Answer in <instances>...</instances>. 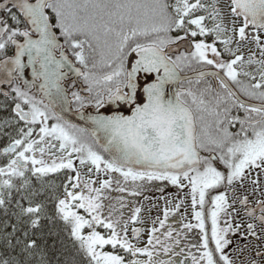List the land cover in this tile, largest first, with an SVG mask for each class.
<instances>
[{"label":"snow or ice","instance_id":"6c2138e0","mask_svg":"<svg viewBox=\"0 0 264 264\" xmlns=\"http://www.w3.org/2000/svg\"><path fill=\"white\" fill-rule=\"evenodd\" d=\"M226 7L0 0V109L16 130L0 166V208L14 202L16 221L0 231V264H53L50 252L55 264H237L249 237L264 238V0ZM249 43L258 53L245 55ZM73 103L83 124L67 116ZM153 181L188 189L195 223L156 235L187 212L180 198L138 246L128 224L142 223L141 208L125 219L112 203L124 208V195L108 193L136 196ZM131 231L138 240L144 229ZM254 255L249 264H264L259 245Z\"/></svg>","mask_w":264,"mask_h":264},{"label":"flooded vegetation","instance_id":"af4514ba","mask_svg":"<svg viewBox=\"0 0 264 264\" xmlns=\"http://www.w3.org/2000/svg\"><path fill=\"white\" fill-rule=\"evenodd\" d=\"M221 3H220V6L222 7V8H224V11L225 12H227V3H223V1L222 0H219ZM254 47H255V45H253ZM256 48V47H255ZM248 49H251L249 46L248 47H246V50H245V55H247V50ZM209 79V81L210 80H212L213 81V79L211 78V77H208ZM214 82V84H215V81H213ZM0 88H3L4 90H7V86L6 85H0ZM81 94H84L83 92L81 93ZM4 100V97L2 96V95H0V101H3ZM75 107H76V105L73 103V105H72V108H73V113H68L67 114V116H68V118L69 119H71L73 122H75V123H77V124H81V122L82 121H79L78 119H79V117L78 116H76V115H74V111H75ZM10 111H11V109H8L7 111H5V110H2V109H0V118H2L3 120L5 119V118H7L9 115H10ZM87 111H91V109H87ZM71 115H72V117H71ZM13 132L15 131V126L13 125L12 127H9ZM59 153H57V155H58ZM2 155V157H4L5 159H6V161L8 160V157L7 156H5L4 154H1ZM7 163V162H6ZM5 163V164H6ZM95 178V177H94ZM103 178V177H102ZM262 179H264V177H262ZM157 186V188H159V186H161V187H163L164 186V183H160L159 181H153V182H151V183H148V184H145L144 186ZM172 187H173V185H171ZM152 190V189H151ZM170 192H173L174 193V190H170V189H168ZM240 191L241 192H246V194H249V196H250V200H252V201H254L255 199H257V198H260V196H259V191H257V193H256V195L255 196H252L251 195V185L249 184V183H246V185H245V187H244V189H240ZM163 196H166L168 199H169V202H171V203H169L168 205L171 207V204H174V203H176V202H178L179 201V199L180 198H183L184 199V201H185V205L187 206V212H185V210L182 208L181 209V211H180V213H177L176 215H174V216H170L169 217V220H168V222L173 226V224H175V225H177V222L178 221H180V223H182V220H181V214H185L186 213V217H187V219L185 220V222H188L189 220H191V222H193V223H195V221L192 219V209H191V202H190V197H189V195L188 194H186V195H181V194H173V195H169V194H165V195H161L160 193H159V191H158V189L156 190V194H149V192L147 191V193H146V195L144 194V195H136V196H134V197H139V200H138V202H142V200L143 199H148V198H151V199H154L155 197H163ZM151 199H149V200H146L150 205H148L149 206V208H151V205H153V203H151L150 202V200ZM160 203H162V201H159ZM140 205H138L137 207H139ZM146 219L147 218H149V220H147V222H144V223H142V224H139L138 226L140 227V228H142V229H144V231L141 233V236L139 237V239H138V241L139 240H141L143 243H137L138 244V246H144L146 243H147V239H148V236H149V234H150V230H151V228L153 227V221L155 220V219H157V218H161V217H163V211H160V212H156V211H151L150 213H145V216H144ZM157 217V218H156ZM236 219H238V220H241V221H243V222H250L249 221V218L246 216V215H244V213H243V210L241 209V214H240V216L239 217H236ZM145 221V220H144ZM169 224V225H170ZM169 225H166L165 226V229H160V231L159 232H157L156 233V235L157 236H159L160 237V239L161 240H164L165 238H164V236L162 235V233L168 228V226ZM170 225V226H171ZM137 226V227H138ZM171 226V227H172ZM155 227H157V228H159V223H156L155 224ZM132 228H134V225H133V227ZM132 228L130 229V230H132ZM174 230H177V231H179V230H181L182 229V226H173L172 227ZM258 231H259V229H258ZM131 233H132V231H131ZM197 233H198V230H196V229H193L191 232H189L188 233V235H187V237L186 238H184L183 239V241H182V243H181V245L177 248V251H179V248H184L185 249V252L188 250V248L187 247H185V245H191L192 243H194L197 239H198V235H197ZM174 235L176 234V232L174 231V233H173ZM132 237H133V234H132ZM239 238L238 237H235L234 238V241L235 242H237V240H238ZM263 240H264V238H263ZM259 241V240H258ZM170 242V241H169ZM159 247V246H158ZM192 251L194 252L195 251V249H192ZM180 259L181 260H183L184 259V257L183 256H181L180 257Z\"/></svg>","mask_w":264,"mask_h":264},{"label":"trees","instance_id":"16d2710c","mask_svg":"<svg viewBox=\"0 0 264 264\" xmlns=\"http://www.w3.org/2000/svg\"><path fill=\"white\" fill-rule=\"evenodd\" d=\"M202 85L203 84H201L199 86H202ZM193 86H196V85H193ZM241 115H243L242 112H241ZM2 121H3V119L0 118V145L6 144V143H8L10 141V137L8 135L9 133L11 134V136H15L14 134L16 133V130L13 132L9 127H4L3 124H2ZM4 161H5V158H1L0 157V163H3ZM55 179H56L57 183H61L63 177L62 176H57V177H55ZM149 183H151V182H149ZM163 183H164L163 187L159 186L160 193H164V192L168 191V189H173L172 186L168 182H166V183L163 182ZM153 188H157V186H152V185L151 186H143V188L139 190L140 195H144V194L146 195L147 191H149V190H151ZM161 189H163V190H161ZM175 190H177L178 192L181 191V189H178V188H175ZM131 191H132V189L130 188L129 192L128 193H124V194H121V193H118V192H115V191H110L108 193V195H111L112 197H118L120 195H124V204H125L124 208L120 209L119 208V204L116 203L115 199H113L112 203L116 204V207L119 209V211H122L124 213V218L125 219H129V217L132 215L134 208L137 207L136 203L138 204V200H139V197H134L133 195L130 194ZM175 194H182V193H175ZM16 198H19V197L17 196ZM128 204H131V205L127 207ZM13 211H15V203L14 202L10 206V209H9L7 214L5 213L3 208H0V231H2L4 229L5 222H8L9 224L16 222L15 221V217L12 216V212ZM129 222H130V220H129ZM44 224H45V231H47L48 228L50 227V225L48 224L47 221H45ZM59 228H60V225H56V229L58 230ZM7 230L11 231V228L9 227ZM17 235H19V233H17ZM60 235H61L62 238H64L65 246H68L69 250H71L70 249V241L66 238L65 234L63 232H61ZM49 243H51V241H49ZM57 249H59V245H57ZM56 255H57V252H50V257L53 260V264H55ZM162 258H164V259L166 258L167 259V257H162Z\"/></svg>","mask_w":264,"mask_h":264},{"label":"rangeland","instance_id":"374dc122","mask_svg":"<svg viewBox=\"0 0 264 264\" xmlns=\"http://www.w3.org/2000/svg\"><path fill=\"white\" fill-rule=\"evenodd\" d=\"M223 1V3H227L228 4V0H222ZM246 47V46H245ZM253 51H255L256 52V49H253ZM195 85V84H194ZM194 87H203V85L202 86H194ZM81 169H84V168H81ZM86 170V171H85ZM85 170H82V172L83 173H87V168H85ZM160 183H162L161 181H159ZM166 183V182H165ZM174 188L176 187V186H173ZM177 188V187H176ZM158 189V191H159V193H160V189L159 188H153L152 190H149L148 192H149V194H156V190ZM152 198V197H151ZM151 198H148V199H143L142 200V202H138V204L136 203V205L138 206V205H140V208H141V213H140V218H141V220H143L145 217V213H150L151 211H156V212H160L161 211V209H160V206H159V201L160 200H162V198L161 197H155L154 199H151ZM149 199H151L150 200V202L151 203H153V205H151V208H149V206L148 205H150L146 200H149ZM131 204H128L127 205V207L128 206H130ZM135 209V208H134ZM147 220H149V218H147L145 221L147 222ZM144 222V221H143ZM167 225H169L168 223H167ZM128 235H129V238L131 237V231H130V228H129V233H128ZM131 239V238H130ZM132 242L133 243H136L137 241H135L134 239H132ZM248 243V248L250 249V254H251V257H252V259H257V260H260V258L259 257H255V255H254V252H255V250H256V248H257V246L259 245L257 242H255V241H251V240H248L247 241ZM141 243H143L142 241H140V244ZM245 242H242L240 245H243ZM259 248H260V250H262L263 251V249L262 248H264V246H261V245H259ZM248 252H249V250H248ZM248 252H246V250L244 251V252H241V254L243 255V256H246L247 254H248ZM166 259V258H165Z\"/></svg>","mask_w":264,"mask_h":264},{"label":"water","instance_id":"95a60500","mask_svg":"<svg viewBox=\"0 0 264 264\" xmlns=\"http://www.w3.org/2000/svg\"><path fill=\"white\" fill-rule=\"evenodd\" d=\"M187 75L193 77V76H194V73H193V72H191V73H187ZM78 120L81 121L80 119H78ZM83 123H84V122L82 121L81 124H83Z\"/></svg>","mask_w":264,"mask_h":264},{"label":"bare ground","instance_id":"6f19581e","mask_svg":"<svg viewBox=\"0 0 264 264\" xmlns=\"http://www.w3.org/2000/svg\"><path fill=\"white\" fill-rule=\"evenodd\" d=\"M72 117V116H71Z\"/></svg>","mask_w":264,"mask_h":264}]
</instances>
